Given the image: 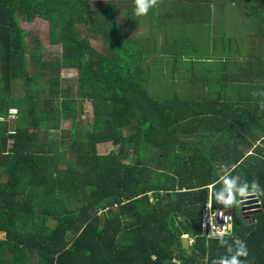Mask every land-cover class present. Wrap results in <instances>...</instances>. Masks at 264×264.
<instances>
[{
    "label": "trees",
    "instance_id": "1",
    "mask_svg": "<svg viewBox=\"0 0 264 264\" xmlns=\"http://www.w3.org/2000/svg\"><path fill=\"white\" fill-rule=\"evenodd\" d=\"M120 1L132 5L121 10V20L112 1L0 0V264H176L173 258L177 264H213L227 253L219 239L198 234L207 185L219 188L218 171L226 166L222 172L233 167L230 174L238 172L264 189L263 36L254 33L262 44L245 46V60L237 54L240 46L225 53L227 40H242L236 30L230 39L211 36L199 51L188 36L171 43L169 31L185 34L190 19L203 26L207 17L214 25L211 0H181L182 6L156 0L147 13L151 20L134 14V0ZM159 2L163 11L174 5L172 11L189 18L171 23L176 14L159 15ZM230 4L241 10L237 22L245 35L255 31V19L264 21L263 14ZM190 8L196 12L188 15ZM17 17L46 21L48 42L59 46V55L42 60L39 44L24 42ZM164 20L169 25H163L165 42L159 47L158 37L149 34L154 26L159 34ZM139 27L148 28L137 37L148 36L152 48L149 38L127 36ZM218 53L223 54L215 58ZM193 60L198 68L188 70ZM61 68L77 70V98L71 95L73 80L59 78ZM204 86L208 90L198 94ZM86 101L93 115L88 132L77 115ZM12 108L18 111L9 120ZM60 120L70 123L63 132L67 140H47L45 133L58 129ZM191 135L201 147L196 152L186 145ZM207 137L213 138V151L205 158ZM104 143L117 150L103 154L97 145ZM129 147L137 157L122 163ZM154 148L163 154L150 169ZM259 163L262 168H254ZM259 199L254 221L247 224L240 214L232 236L224 237L246 243L248 264H264V195ZM211 203L224 209L213 195ZM183 233L194 239L188 250L181 247Z\"/></svg>",
    "mask_w": 264,
    "mask_h": 264
},
{
    "label": "rangeland",
    "instance_id": "2",
    "mask_svg": "<svg viewBox=\"0 0 264 264\" xmlns=\"http://www.w3.org/2000/svg\"><path fill=\"white\" fill-rule=\"evenodd\" d=\"M103 3H107L108 1H112L114 4V6L120 11V15H119V20H121L122 15H121V10L123 8H127V9H131L132 5H125L122 1L119 0L117 2L113 1V0H99V2ZM195 1H199V0H195ZM229 1V2H228ZM222 0V3H218V0H211L209 1L210 4H212V9L214 11H211L210 16H211V20L214 22V25L212 23L209 24V22L206 23V18H204V22L205 25L200 26L198 24V22H187L186 26V33H178L177 36H175V32H171L169 31V33L171 34V36L173 37V39L171 40V43L174 41V38L180 40V41H184V36H188L191 39L193 38V41L195 43H199V45H195L193 43V41H191V43L199 50L201 51L203 49V47L209 42L211 36H223L224 38L230 39V37H232L233 33H235L236 31H241L242 28L238 25V20H240L239 16H240V12L241 10L238 8V6L236 4H230V2H239L240 3V8L242 10L247 11V7H249L251 9V11H248L249 14H253V13H258V14H263L264 15V4L262 3V0L258 1V0ZM194 3V2H193ZM176 4H178L179 6H182L183 3L181 0H176ZM125 7H124V6ZM203 5H205V3H203ZM219 6L222 8V11L220 12ZM205 7V6H204ZM231 7L228 15L226 16H222L223 11L228 10ZM177 9L174 5H170L167 6L165 8V13H172V14H176V16L180 15L181 13L179 12V10L176 11H172ZM93 13L95 14V11L92 10ZM192 12L195 13L196 10L192 8ZM191 12V8L189 9V11L187 12L188 15L192 14ZM238 15V16H237ZM153 17L152 13L147 14L146 16H144L143 18H141V20H151V18ZM175 17V15L171 16V23L174 21L173 18ZM254 17V15H253ZM263 17H258L257 19H255L253 21V24L257 25H262L263 26V30H264V21L263 22H259L256 20H259ZM18 19V25L20 26L21 29H23L25 31V35H24V42L26 44H28L29 47L33 46L32 44L37 42L39 44L38 47V51L39 53H41V58L42 60H46L48 59L47 56L50 54H52L53 57H55L56 55H59L60 53V48L59 46H55V45H51L48 42V32H49V25L46 21H43L42 19L35 17L31 22H26L24 19L17 17ZM209 24V25H208ZM165 25L167 27L168 22H159V34L157 33L158 29L157 27H153L152 31L154 32V35L149 34L150 38H154L156 41V37H158L157 39V44L159 45V47L165 42L164 39V29L165 27L163 26ZM153 26V25H152ZM234 26L235 27L234 29ZM151 28V27H150ZM148 28L147 27H139L136 31L130 30L127 33V36H129V38H135V39H144L147 40L149 37L148 36H142V37H137L138 34L140 35H147V33H143L146 32ZM199 30L201 32H199ZM246 32V29H245ZM251 33H253V31H250ZM193 37H191V35ZM183 36V37H182ZM147 38V39H145ZM149 38V47L152 48V44L153 41ZM245 42L244 45L245 46H251L253 45L254 42H257V44L261 43L257 40L254 39V36H251V34H247L245 35ZM264 39V36H263ZM141 41V40H140ZM234 41V42H233ZM32 43V44H31ZM30 44V45H29ZM90 44L93 45L96 49H98L100 47V42L95 41L93 39H90ZM229 45V46H228ZM240 45V39L238 40V42H236V38L232 39V40H227L226 41V45H225V53H227V47L229 49V47H231V51L235 50V47L237 48V46ZM181 49V48H179ZM212 51V49H209ZM164 51H160L159 55L162 56V58H164L163 55ZM221 54H213L215 58H219ZM215 63V62H214ZM188 68V70L190 69V67L192 69H196L198 68V63L197 61L193 60L191 62H188L186 64V66ZM199 73V72H197ZM201 75V73H199ZM3 74H1V69H0V86L3 85V82L1 81ZM77 77V70L75 68H61L59 71V78L62 79L63 81L66 80H73L72 82L69 83L70 87L72 88L71 91V95H73L75 98H77L76 96V88L75 85L73 84L75 78ZM64 85V83H63ZM177 86H179V84L177 83ZM184 86H187L186 83L184 84ZM147 88L151 91V89L147 86ZM2 91L0 90V101L2 100ZM15 93V92H13ZM11 93V94H13ZM23 103V102H21ZM82 108V112L78 111L77 115H78V120L80 122V128L85 131L88 132L93 124V115H92V108H91V103L89 101H86L83 105ZM15 119V118H14ZM70 127V123L65 121V120H60V126L59 129H51L49 131H47L46 134V138L47 140L51 141V140H67V138L63 135V132H68ZM197 134H200V132H198ZM126 136V135H125ZM186 145L187 148L191 151L196 152L197 149L200 150V146L198 144V141L195 140L192 135L190 137H186ZM213 138L207 137L205 139H203V143H205V148H204V152H203V156L206 158L208 157V151H213L212 146L209 144V142L212 140ZM207 143V144H206ZM8 144H13V140H9ZM101 145V152L103 154H108L111 151H116V147H114L112 144L110 145L109 143H104V144H100ZM257 146V145H256ZM263 147V144L261 142V145ZM258 148V147H257ZM203 150V148H202ZM252 151V150H251ZM250 151V152H251ZM165 152V150H164ZM255 152V151H254ZM125 157L122 159V163H130V161H133L135 159V157H137V152L133 147H129L125 150ZM163 152L159 151V149H152V151H150L149 153V165H150V169H154L158 164H159V160H161V156H162ZM250 163L248 158H245L243 160V165L246 167V164ZM142 164H145L144 160H141ZM215 166V165H214ZM264 166V164H263ZM217 166H215V170H217L216 168ZM262 168V164H257L255 168ZM234 175H239L238 172H234ZM188 183V182H186ZM112 209L115 208V205H113L112 207H110ZM108 207L105 208V210H103L104 212H108ZM233 213H235V217L240 216V207H235L232 209ZM177 221H183L182 217H177ZM246 222V219H245ZM3 235L0 234V238H2ZM201 260H204V258H202ZM173 262V261H172Z\"/></svg>",
    "mask_w": 264,
    "mask_h": 264
},
{
    "label": "clouds",
    "instance_id": "3",
    "mask_svg": "<svg viewBox=\"0 0 264 264\" xmlns=\"http://www.w3.org/2000/svg\"><path fill=\"white\" fill-rule=\"evenodd\" d=\"M155 4H156V0H134V5H135L134 14L136 16H143L147 14L149 9L155 6ZM9 111L11 114L14 115L18 110L16 108H12ZM216 168L217 170L219 169L218 167ZM223 168H226V166H221L220 170L218 171L219 174L218 183L220 184V187L213 189L214 184L207 185L206 188L208 190V198L204 206L208 203L212 205L211 200L213 195L215 203L218 205H222L224 209L215 208L212 205L213 208L223 211L225 210L230 211L233 218L231 233L229 235L227 231L215 233V235H217L220 238H211V237L202 236L200 233V222H201V210L204 207L203 206L200 210L198 234L200 238H204L207 241L211 239L212 240L219 239L218 240L219 244L222 246H226L227 254L213 261V264H248V261L246 259L248 257V249L246 243L238 237H234V236L231 237V242H229V239H225L224 237L232 236L233 234V221H234V213L232 211L233 208L240 207V211H241L240 214L243 215L244 222L246 219L247 224L254 221L253 215L258 210H260L261 202L259 196L264 195V189H262L254 181L250 183L239 175L230 174L233 167H230L229 169H226L222 172ZM181 192H185V191L181 190ZM212 219H213V212L211 216L208 218V222L211 223ZM223 219L225 218L223 217ZM227 219H231V217H227ZM182 238L184 240H188L187 248L184 249V250H188L194 239L189 237L188 234L186 233H183V235H181L180 242ZM181 247H182V243H181ZM203 258L204 260H206V257ZM172 261L173 263L176 264L179 263L175 258H173L171 262Z\"/></svg>",
    "mask_w": 264,
    "mask_h": 264
},
{
    "label": "built area",
    "instance_id": "4",
    "mask_svg": "<svg viewBox=\"0 0 264 264\" xmlns=\"http://www.w3.org/2000/svg\"><path fill=\"white\" fill-rule=\"evenodd\" d=\"M15 115L16 113L13 115L9 111L7 118L12 120L15 118ZM212 212L213 219L212 222L209 223L208 218L211 216ZM223 217L225 219H223ZM227 217H231V219H227ZM232 220L233 218L230 211L215 209L208 203L201 210L200 233L202 236L211 238H220L215 235V233L223 231H227L229 235L231 233Z\"/></svg>",
    "mask_w": 264,
    "mask_h": 264
},
{
    "label": "crops",
    "instance_id": "5",
    "mask_svg": "<svg viewBox=\"0 0 264 264\" xmlns=\"http://www.w3.org/2000/svg\"><path fill=\"white\" fill-rule=\"evenodd\" d=\"M161 2H162V0H161ZM161 2H159V13H161V14H159V15H164V14H167V13H165V11H163L162 9H161ZM179 18H181L182 20H185V19H188L189 18V16L187 17V18H183V14H181L180 16L178 15V16H175L174 17V20H176L178 23H179ZM188 22H192V19H190ZM180 24H184V23H180ZM255 32H258V33H256V34H260V35H262V36H264V30H263V28H261V27H258V26H256V29H255V31L253 32V33H251V36H255L256 34H254ZM245 32L243 31V29L241 30V41H240V50L238 49L237 50V54L239 53V55H240V57H241V59H243V60H245V52H244V47H245V45H244V42H245ZM191 35V34H190ZM255 44H257V42H254L253 43V45H255ZM262 43H260L259 45H261ZM235 49H237V48H235ZM184 64H186V63H183V65ZM208 90V88H207V86H204V88H201L200 89V91L198 92V94H203L205 91H207ZM205 97H207V95H205ZM58 129H59V127H58ZM52 131V130H51ZM97 146H100V148H101V145H97ZM96 146V147H97ZM256 167V166H255ZM254 167V168H255ZM7 182L8 183H10V181L9 180H7ZM180 190H184L185 192H187V190L188 189H186V187H182ZM207 198H208V196H207ZM198 224H199V222H198Z\"/></svg>",
    "mask_w": 264,
    "mask_h": 264
},
{
    "label": "water",
    "instance_id": "6",
    "mask_svg": "<svg viewBox=\"0 0 264 264\" xmlns=\"http://www.w3.org/2000/svg\"><path fill=\"white\" fill-rule=\"evenodd\" d=\"M181 243H182V247H183V249H186V248H187V245H188V240H184V239L182 238Z\"/></svg>",
    "mask_w": 264,
    "mask_h": 264
},
{
    "label": "bare ground",
    "instance_id": "7",
    "mask_svg": "<svg viewBox=\"0 0 264 264\" xmlns=\"http://www.w3.org/2000/svg\"><path fill=\"white\" fill-rule=\"evenodd\" d=\"M235 214V213H234ZM234 218H235V215H234ZM233 225H234V221H233ZM234 227V226H233Z\"/></svg>",
    "mask_w": 264,
    "mask_h": 264
}]
</instances>
